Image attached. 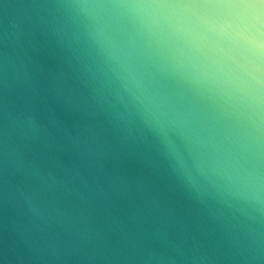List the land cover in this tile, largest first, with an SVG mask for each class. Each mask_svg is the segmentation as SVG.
<instances>
[{"label": "water", "instance_id": "water-1", "mask_svg": "<svg viewBox=\"0 0 264 264\" xmlns=\"http://www.w3.org/2000/svg\"><path fill=\"white\" fill-rule=\"evenodd\" d=\"M0 264H264V0H0Z\"/></svg>", "mask_w": 264, "mask_h": 264}]
</instances>
